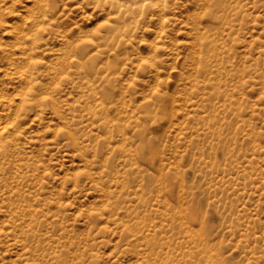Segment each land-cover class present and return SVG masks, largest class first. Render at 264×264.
I'll return each mask as SVG.
<instances>
[{
    "label": "rangeland",
    "instance_id": "374dc122",
    "mask_svg": "<svg viewBox=\"0 0 264 264\" xmlns=\"http://www.w3.org/2000/svg\"><path fill=\"white\" fill-rule=\"evenodd\" d=\"M157 2L0 0V264H264V0Z\"/></svg>",
    "mask_w": 264,
    "mask_h": 264
},
{
    "label": "bare ground",
    "instance_id": "6f19581e",
    "mask_svg": "<svg viewBox=\"0 0 264 264\" xmlns=\"http://www.w3.org/2000/svg\"><path fill=\"white\" fill-rule=\"evenodd\" d=\"M11 2H21L24 0H9ZM32 3H37V4H42L44 6V10L41 9L43 11V13L40 15L39 19H33L30 20L31 18L30 15H24V17H22V21L25 24V28L28 29V32L26 34H35V33H39L43 30H46L45 26V22L48 21L49 16L52 15L53 13V0H29ZM93 2H95L96 6H98V4L100 2L103 3V5H109V7L107 8V21L110 22H119L121 23V27L124 31H129L131 28V24H137L139 21V17L138 16H142L145 17L146 15H144L146 10H155L159 8V4L157 2V0H92ZM101 3V4H102ZM25 6V5H24ZM102 10H105L104 8ZM151 14V13H150ZM155 13H152V16ZM149 20L151 21L152 18H149ZM158 20L161 23H164V19L163 17L159 18ZM114 27V26H113ZM24 30V29H23ZM123 31V32H124ZM32 32V33H30ZM26 34H22V37L25 36ZM33 54L32 49H30L27 53V61L31 62V55ZM18 79H20L21 83L23 82V85H20L17 89V92H19V94H23V93H32L33 91V86L32 80L30 78H26V74H25V70L22 67H16L15 70ZM28 79V80H26ZM7 129L6 127V123L3 121H0V136L3 133V131H5Z\"/></svg>",
    "mask_w": 264,
    "mask_h": 264
}]
</instances>
